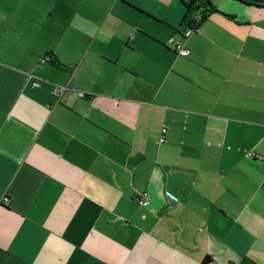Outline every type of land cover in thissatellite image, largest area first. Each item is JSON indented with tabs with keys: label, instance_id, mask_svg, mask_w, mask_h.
I'll use <instances>...</instances> for the list:
<instances>
[{
	"label": "crops",
	"instance_id": "crops-1",
	"mask_svg": "<svg viewBox=\"0 0 264 264\" xmlns=\"http://www.w3.org/2000/svg\"><path fill=\"white\" fill-rule=\"evenodd\" d=\"M182 1L0 0V264H264V8Z\"/></svg>",
	"mask_w": 264,
	"mask_h": 264
},
{
	"label": "trees",
	"instance_id": "trees-1",
	"mask_svg": "<svg viewBox=\"0 0 264 264\" xmlns=\"http://www.w3.org/2000/svg\"><path fill=\"white\" fill-rule=\"evenodd\" d=\"M238 1L249 6H254L262 9L264 8V1L261 0H238ZM182 3L184 5L182 20L178 28L175 29L176 34L182 38H186L198 32L199 28L211 16V14L217 12L216 8L212 5V3L209 0H204L203 2L196 0H189L188 3H184L183 1ZM227 16L230 19L234 20L232 16L229 15ZM48 61H50V63L55 67L60 66V63L58 61L51 60L49 56H48ZM1 206L3 207L4 205ZM0 252L3 251L0 250ZM4 254L7 255L6 253Z\"/></svg>",
	"mask_w": 264,
	"mask_h": 264
},
{
	"label": "built area",
	"instance_id": "built-area-1",
	"mask_svg": "<svg viewBox=\"0 0 264 264\" xmlns=\"http://www.w3.org/2000/svg\"><path fill=\"white\" fill-rule=\"evenodd\" d=\"M176 51L178 52L179 55L184 56V57L188 56V54H189V51L187 49H184L181 47H178ZM35 85H37V84H35ZM56 89H60L61 91H58V90H56V91L61 93V92H64L65 88H56ZM249 156H252V154H249ZM151 200H152V195L148 190H144V191L140 192L137 195V197L135 198V202L140 207H148L151 203Z\"/></svg>",
	"mask_w": 264,
	"mask_h": 264
}]
</instances>
